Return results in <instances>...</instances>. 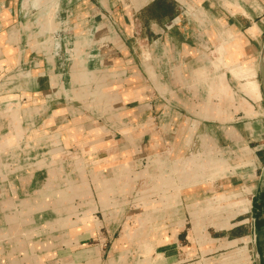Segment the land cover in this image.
Returning a JSON list of instances; mask_svg holds the SVG:
<instances>
[{"label":"crops","instance_id":"1","mask_svg":"<svg viewBox=\"0 0 264 264\" xmlns=\"http://www.w3.org/2000/svg\"><path fill=\"white\" fill-rule=\"evenodd\" d=\"M51 1L0 0V264H249L264 0Z\"/></svg>","mask_w":264,"mask_h":264},{"label":"rangeland","instance_id":"2","mask_svg":"<svg viewBox=\"0 0 264 264\" xmlns=\"http://www.w3.org/2000/svg\"><path fill=\"white\" fill-rule=\"evenodd\" d=\"M49 0H36V2H39L40 4H42V3H44V2H48ZM51 1V0H50ZM52 2V1H51ZM50 2V3H51ZM49 3V2H48ZM55 5V4H54ZM56 8V7H55ZM154 14V12H153V10H150L147 14H144L143 16H142V20L143 21H146V20H151V19H158V20H161V19H163V18H160V17H157L156 18V16H154L153 15ZM50 15H54V14H50ZM40 21L38 22V23H36V28H30L32 31H33V35H34V37L35 36H38V29L37 28H39L40 30H45L47 27H48V24H50V21H49V16L47 17V16H44L43 18H41V19H39ZM32 21V20H31ZM40 32V31H39ZM59 34H57V36H58ZM59 37H61L62 38V40H65V38H66V35H61L60 34V36ZM52 39H53V37H52ZM61 51H60V56H62L63 57V62H67V58H66V55H65V46H64V42L63 43H61V49H60ZM144 50V49H143ZM146 64H148L147 62H146ZM149 65V64H148ZM71 78V82H73V80H74V76H70ZM76 78H78V77H76ZM252 94V93H251ZM253 95V94H252ZM254 96V95H253ZM188 158H191V156H188ZM195 157H193V159H194ZM190 161V159H188L187 160V162H189ZM194 161V160H193ZM184 165H186V163L184 162L183 163ZM187 170V169H186ZM186 172V171H185ZM196 178V177H195ZM262 203H263V205H264V196L262 197ZM264 212V211H263ZM239 214V213H238ZM253 215V214H252ZM251 214L250 215H247V216H245V217H242V218H239V219H237L236 220V222H243V225H242V227H240L239 229H237L238 231H236L235 233H232L231 234V236L232 237H236V235H241V236H243V233H245L244 235H246V236H249L250 238L252 237V219H251V216H252ZM249 220L248 221V223L246 222V220ZM261 220V233H260V237L258 238V243H259V251H260V255H261V258H262V263H264V213H262V216H261V218H260ZM235 222V223H236ZM186 229L184 230V234L182 235V238L179 240V247H178V257H177V260H184L185 259V261L187 260V261H190V264L191 263H196V262H199V261H201L202 259H201V254H200V251L198 250L197 252L198 253H196L197 255H196V257H193V258H191V259H189L188 260V258H189V256H188V252H187V250H185L184 249V251H182V250H179L180 248H188V249H192L193 247H192V243H191V241L189 240V232H190V230H191V224H190V222H189V220L187 219V225H186ZM211 233H212V235H214V237L215 238H219V237H226L228 234L227 233H214L213 231H210ZM249 243H250V245H249V250H250V255H251V260L249 261V264H255V256H254V251H253V242L250 240L249 241ZM222 244H224V242H222ZM235 244V243H234ZM233 244V245H234ZM244 247V244L243 245H240V247ZM9 251V250H8ZM231 251H233V249H231V250H222V251H219V252H217V253H215L214 255L212 254V255H209V256H206V258H208V259H212V258H218V257H220V256H222V255H225V254H227V253H229V252H231ZM10 252V251H9ZM231 257V256H230ZM222 260H220V264H228V262L229 261H231V258H229L228 256L227 257H224V258H221ZM253 259V260H252ZM243 260V258L240 260V261H242ZM244 261V260H243ZM240 264V263H239ZM241 264H243V263H241Z\"/></svg>","mask_w":264,"mask_h":264},{"label":"trees","instance_id":"3","mask_svg":"<svg viewBox=\"0 0 264 264\" xmlns=\"http://www.w3.org/2000/svg\"><path fill=\"white\" fill-rule=\"evenodd\" d=\"M150 10H153L154 12V16L157 17H160V18H164V17H168L170 16V14L173 12V5L172 4H168V3H165V2H157V4H155ZM262 200V196L259 198V200ZM259 201L258 202V199L257 201L255 202V211L256 212V233H257V237L259 238L260 237V233H261V216H262V213H264V205L262 203V201ZM264 264V263H263Z\"/></svg>","mask_w":264,"mask_h":264},{"label":"water","instance_id":"4","mask_svg":"<svg viewBox=\"0 0 264 264\" xmlns=\"http://www.w3.org/2000/svg\"><path fill=\"white\" fill-rule=\"evenodd\" d=\"M259 75L261 79V88L264 94V46H263V50H262L260 61H259ZM253 251H254V256H255V264H263L260 251H259V247H258L256 232H255V240L253 243Z\"/></svg>","mask_w":264,"mask_h":264},{"label":"bare ground","instance_id":"5","mask_svg":"<svg viewBox=\"0 0 264 264\" xmlns=\"http://www.w3.org/2000/svg\"><path fill=\"white\" fill-rule=\"evenodd\" d=\"M58 47H59V46H58ZM251 88L255 90V86H254V88L251 86ZM254 90H253V91H254ZM256 92H257V88H256ZM8 141H10V140H8ZM6 143H7V142H6ZM8 206H10V207H11V206H12V204H9ZM22 222H23V220H22ZM25 222H26V221H25ZM15 231H16V230H15ZM15 231H14V232H15ZM126 256H127L126 254H125V255H122V256L120 257V259H122V260H124V261H125V260H126V258H127Z\"/></svg>","mask_w":264,"mask_h":264},{"label":"built area","instance_id":"6","mask_svg":"<svg viewBox=\"0 0 264 264\" xmlns=\"http://www.w3.org/2000/svg\"><path fill=\"white\" fill-rule=\"evenodd\" d=\"M60 49H61V48H60ZM60 49H59V54H60V51H61ZM59 54H58V55H59Z\"/></svg>","mask_w":264,"mask_h":264}]
</instances>
